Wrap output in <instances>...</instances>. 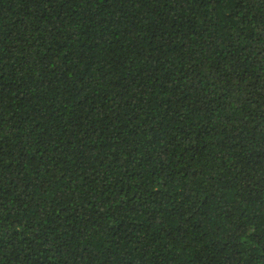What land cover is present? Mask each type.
<instances>
[{
    "label": "trees",
    "instance_id": "1",
    "mask_svg": "<svg viewBox=\"0 0 264 264\" xmlns=\"http://www.w3.org/2000/svg\"><path fill=\"white\" fill-rule=\"evenodd\" d=\"M0 264H264V0H0Z\"/></svg>",
    "mask_w": 264,
    "mask_h": 264
}]
</instances>
